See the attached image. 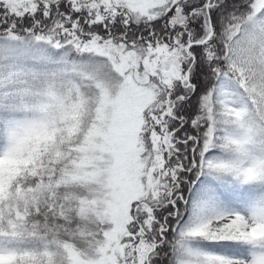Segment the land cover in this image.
Wrapping results in <instances>:
<instances>
[{"label":"snow or ice","instance_id":"snow-or-ice-1","mask_svg":"<svg viewBox=\"0 0 264 264\" xmlns=\"http://www.w3.org/2000/svg\"><path fill=\"white\" fill-rule=\"evenodd\" d=\"M0 264H264V0H0Z\"/></svg>","mask_w":264,"mask_h":264}]
</instances>
